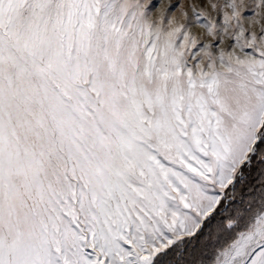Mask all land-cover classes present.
Returning a JSON list of instances; mask_svg holds the SVG:
<instances>
[{"label": "snow or ice", "instance_id": "snow-or-ice-1", "mask_svg": "<svg viewBox=\"0 0 264 264\" xmlns=\"http://www.w3.org/2000/svg\"><path fill=\"white\" fill-rule=\"evenodd\" d=\"M145 4L0 0V264H264V0Z\"/></svg>", "mask_w": 264, "mask_h": 264}, {"label": "clouds", "instance_id": "clouds-1", "mask_svg": "<svg viewBox=\"0 0 264 264\" xmlns=\"http://www.w3.org/2000/svg\"><path fill=\"white\" fill-rule=\"evenodd\" d=\"M167 2H171V0H167ZM217 2L221 3L222 0H217ZM150 3H151V0H146L145 6H147V4H150ZM251 3H252V0H238V7H239V12L241 14V17L243 16V13L245 11L249 10ZM166 6L167 4L164 5L165 8ZM181 11H183V9H181ZM181 19H186V17L182 18L180 17V14L177 13V15L173 17V24L180 22ZM261 20H264V12H260V14L257 17H253L250 20H242V23L245 26H247L248 30H251L255 33L258 31H264V24L260 23ZM260 43H261V47H264V41H261Z\"/></svg>", "mask_w": 264, "mask_h": 264}, {"label": "rangeland", "instance_id": "rangeland-1", "mask_svg": "<svg viewBox=\"0 0 264 264\" xmlns=\"http://www.w3.org/2000/svg\"><path fill=\"white\" fill-rule=\"evenodd\" d=\"M153 2H154V0H153ZM165 2H166V0H165ZM172 2L175 3V2H178V0H172ZM184 2L187 3L188 0H184Z\"/></svg>", "mask_w": 264, "mask_h": 264}]
</instances>
